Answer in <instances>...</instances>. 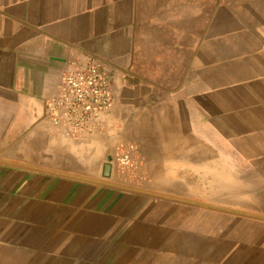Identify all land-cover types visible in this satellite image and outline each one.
I'll return each instance as SVG.
<instances>
[{"label": "crops", "instance_id": "1", "mask_svg": "<svg viewBox=\"0 0 264 264\" xmlns=\"http://www.w3.org/2000/svg\"><path fill=\"white\" fill-rule=\"evenodd\" d=\"M87 58L75 140L45 101ZM0 264H264V0H0Z\"/></svg>", "mask_w": 264, "mask_h": 264}, {"label": "built area", "instance_id": "2", "mask_svg": "<svg viewBox=\"0 0 264 264\" xmlns=\"http://www.w3.org/2000/svg\"><path fill=\"white\" fill-rule=\"evenodd\" d=\"M115 104L114 77L102 63L87 58L72 62L60 74L56 92L45 101V117L72 139L94 134ZM137 150H120L111 162L112 173L127 176L135 167Z\"/></svg>", "mask_w": 264, "mask_h": 264}, {"label": "water", "instance_id": "3", "mask_svg": "<svg viewBox=\"0 0 264 264\" xmlns=\"http://www.w3.org/2000/svg\"><path fill=\"white\" fill-rule=\"evenodd\" d=\"M111 171H112L111 166H110V165H106V166L104 167V176H105L106 178H109L110 175H111Z\"/></svg>", "mask_w": 264, "mask_h": 264}]
</instances>
